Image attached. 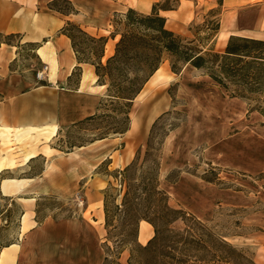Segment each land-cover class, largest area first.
<instances>
[{"label":"rangeland","instance_id":"374dc122","mask_svg":"<svg viewBox=\"0 0 264 264\" xmlns=\"http://www.w3.org/2000/svg\"><path fill=\"white\" fill-rule=\"evenodd\" d=\"M49 1L43 6L46 13L56 11L48 7ZM178 1L159 0L174 8ZM55 6L65 9L68 4L59 0ZM208 7L198 6L196 20L179 35L203 50L212 47L222 52L225 46L214 45L218 8ZM120 18L121 12L110 17V32H102L104 36L121 28L120 23L112 25ZM19 35L12 41L20 44V62L36 72L42 65L36 63L34 46L22 42ZM170 62L164 56L162 78L155 83L151 78L132 101L128 130L135 120L134 131L113 133L120 123L103 88L100 112L92 119L61 126L43 143L30 134L8 133L7 140L0 135V158L14 161L0 177H30L24 197L36 198L28 205L0 194V209L10 221L6 224L0 216V244H16L5 250L0 264H101L106 236L103 190L110 182L120 189V200L125 185L110 173L123 169L138 150L141 164L150 136L152 153L160 157L158 186L167 193L168 203L264 264L263 94L241 96L234 86H219L204 69L186 64L175 73ZM102 136L106 137L96 139ZM38 144L40 154L24 163L25 153ZM126 152L131 154L127 159ZM20 210L30 214L29 228L22 234ZM173 226L181 228L183 223L179 220ZM137 241L141 243L138 235ZM127 257L124 249L118 261L126 264Z\"/></svg>","mask_w":264,"mask_h":264},{"label":"trees","instance_id":"16d2710c","mask_svg":"<svg viewBox=\"0 0 264 264\" xmlns=\"http://www.w3.org/2000/svg\"><path fill=\"white\" fill-rule=\"evenodd\" d=\"M57 1H49L48 7L64 15L75 11L69 0H64L68 4L65 9L56 7ZM173 8L163 6L159 1L152 4L148 14L128 8L119 21L112 23H120L121 28L116 27L109 36L92 35L70 20L60 30L70 39L77 61L91 63L95 68L96 82L105 86L107 99L120 123L113 133L128 130L132 101L158 69L164 56L170 57L171 70L175 73L186 64L204 69L219 86L225 89L234 86L241 96L263 94L264 102V40L232 34L228 36L222 52L212 47L203 50L165 26V17L160 15L159 9ZM218 27L217 20L214 31L217 32ZM16 36H20L19 33L0 34V40L20 46L12 41ZM115 36L118 38L113 53L102 61L107 39ZM29 43L34 46L32 50L38 46L37 43ZM101 107L100 100L94 114L77 122L92 119ZM261 113L264 115V109ZM150 141L151 136L146 141L141 164H138V150L123 169L110 173L114 178L119 177L121 186L125 185L120 200V189L110 182L103 190L106 236L101 264H121L118 258L124 249L128 250L126 264H257L249 254L168 203L167 193L159 188L157 182L160 157L152 153ZM114 190L118 191L115 195ZM9 204L12 206L15 203L11 200ZM5 212L10 213L9 207L5 208ZM22 213L23 210H20V215ZM0 216L6 224L10 222L1 209ZM141 220L153 227V235L145 244L137 241ZM179 220L183 226L174 227L173 224ZM11 243L0 244V249Z\"/></svg>","mask_w":264,"mask_h":264},{"label":"crops","instance_id":"0c3cea01","mask_svg":"<svg viewBox=\"0 0 264 264\" xmlns=\"http://www.w3.org/2000/svg\"><path fill=\"white\" fill-rule=\"evenodd\" d=\"M48 1L0 0V34L20 33L24 37L22 42L37 43L33 50L36 63L48 67L45 80H37L35 72L20 62V46L0 40V129L6 127L10 134H30L41 143L45 140L39 135L41 128L55 126L54 137L61 126L94 114L105 88L96 82L91 63L77 61L70 39L60 31L66 20L80 24L92 35L104 36L102 32H110L108 26L114 13H123L128 8L148 13L159 0H71L75 11L68 15L50 10L46 13L43 6ZM206 4L209 9L218 8L217 36L227 32L264 40V0H179L175 8L159 9V13L165 17L166 27L179 34L196 20L198 6ZM117 38L107 39L102 61L113 53ZM217 41L216 37L214 45ZM109 48L112 52L107 53ZM42 49L45 57L39 53ZM32 150L36 155L30 160L40 154L39 144L28 152ZM13 166L3 168L0 173ZM4 179H16L19 183H10L4 192L1 183ZM28 180L31 178L1 176L0 194L23 202L20 197L27 192ZM14 245L5 250H13Z\"/></svg>","mask_w":264,"mask_h":264},{"label":"bare ground","instance_id":"6f19581e","mask_svg":"<svg viewBox=\"0 0 264 264\" xmlns=\"http://www.w3.org/2000/svg\"><path fill=\"white\" fill-rule=\"evenodd\" d=\"M167 25V24H166ZM165 25V26H166ZM169 28V27H168ZM228 33L227 32H220L219 35L217 36V43L219 46H222L224 47L225 44H226V41H227V38H228ZM43 50V49H42ZM40 50L39 53L45 57V53L44 50L42 51ZM112 52V48H109V50L107 51V53H110ZM40 55V56H41ZM42 57V58H43ZM46 59V58H45ZM54 62V61H53ZM52 62V63H53ZM51 64V63H50ZM52 65V64H51ZM51 68V67H50ZM54 67L52 66L51 68V72L53 73V70ZM51 73V74H52ZM162 75H163V72H162V69L161 67L159 66L158 69L152 74L151 78V81L152 82H156L158 80H160L162 78ZM103 87V85H102ZM142 90V89H141ZM139 95V94H138ZM142 96V95H141ZM131 124H132V127L129 129L130 131H134L136 129V122L135 120L134 121H131ZM3 126V125H2ZM4 127V126H3ZM128 130V131H129ZM8 129L6 127L2 128V130L0 131V135L2 137L5 138V140H7L8 138ZM127 131V132H128ZM55 134V126H45L43 128H41L39 130V135H41L45 140H49L53 135ZM16 137V135H15ZM95 142V141H94ZM46 148V147H45ZM50 150V148H48V151ZM47 151V150H46ZM131 152V151H130ZM129 153L126 152L127 156H126V159L127 157L129 156ZM36 154L35 152L32 150L28 153H26L23 157V162L26 163L28 162L32 157H34ZM131 155V154H130ZM14 165V161L12 158L8 157V156H3L0 158V171H2L3 168L5 167H11ZM49 173V172H48ZM163 176V175H162ZM22 180V179H21ZM20 180V181H21ZM25 181V180H24ZM2 189L3 191L5 192L6 189H8L7 187L10 185V183H19V181H17L16 179H11V180H2ZM8 191V190H7ZM101 196L100 195V200H99V205H100V209H101ZM20 199L24 202H26L28 205H32L33 201H35L34 197H20ZM102 210V209H101ZM29 212L28 211H24L20 217V233L22 234L24 231L27 230V228H29V224H30V220H29ZM153 235V228L152 226L144 221V220H141L140 223H139V233H138V240L141 242V243H146V241ZM15 243H12L10 245H13ZM9 245V246H10ZM5 248H2L1 251H0V259L5 257L6 253H5Z\"/></svg>","mask_w":264,"mask_h":264},{"label":"built area","instance_id":"2783aa9c","mask_svg":"<svg viewBox=\"0 0 264 264\" xmlns=\"http://www.w3.org/2000/svg\"><path fill=\"white\" fill-rule=\"evenodd\" d=\"M47 68V64H43L42 67L35 72V78L37 80H45Z\"/></svg>","mask_w":264,"mask_h":264}]
</instances>
